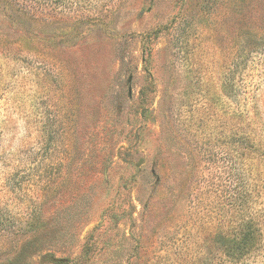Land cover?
Returning <instances> with one entry per match:
<instances>
[{"label":"rangeland","instance_id":"1","mask_svg":"<svg viewBox=\"0 0 264 264\" xmlns=\"http://www.w3.org/2000/svg\"><path fill=\"white\" fill-rule=\"evenodd\" d=\"M240 138L264 218V0H0V264H264L208 236Z\"/></svg>","mask_w":264,"mask_h":264},{"label":"trees","instance_id":"2","mask_svg":"<svg viewBox=\"0 0 264 264\" xmlns=\"http://www.w3.org/2000/svg\"><path fill=\"white\" fill-rule=\"evenodd\" d=\"M21 11L27 15L29 13L24 10ZM145 95L146 93L144 92L141 94L142 100L146 97ZM244 140V138H240L236 150L234 148L231 149V147H234L232 143H227L230 149L225 154L226 158L221 160L222 163L226 162L231 167L230 169L235 173L233 177L237 181L235 194L230 197L232 206L229 208L237 212V216L234 218L235 221L229 225L227 220L219 213L217 218H211L207 222L208 227L216 229L215 233L210 232L208 236L219 247L218 249L225 258L236 263L260 253L261 244L264 241V218L260 210H255V203L259 195L258 188L252 185L250 189H246L244 182L247 157L242 149L243 145H241ZM203 157L214 166L215 163H220V160L213 153H208L207 156L203 155ZM216 170L214 168L211 173V177L215 180H217ZM194 173L195 166L193 163L189 180L194 176ZM229 209L223 208L222 210L226 211ZM216 221L218 223L213 227ZM34 229L31 228L33 233Z\"/></svg>","mask_w":264,"mask_h":264}]
</instances>
